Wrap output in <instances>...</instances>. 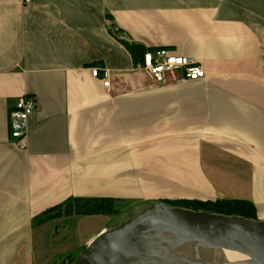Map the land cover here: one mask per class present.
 Wrapping results in <instances>:
<instances>
[{
  "label": "crops",
  "instance_id": "0c3cea01",
  "mask_svg": "<svg viewBox=\"0 0 264 264\" xmlns=\"http://www.w3.org/2000/svg\"><path fill=\"white\" fill-rule=\"evenodd\" d=\"M120 40L205 76L156 82ZM72 197L244 199L264 220V0H0V264H40L36 218ZM78 216L75 250L106 229Z\"/></svg>",
  "mask_w": 264,
  "mask_h": 264
},
{
  "label": "water",
  "instance_id": "95a60500",
  "mask_svg": "<svg viewBox=\"0 0 264 264\" xmlns=\"http://www.w3.org/2000/svg\"><path fill=\"white\" fill-rule=\"evenodd\" d=\"M226 250L244 258L226 260ZM70 264H264V220L152 202Z\"/></svg>",
  "mask_w": 264,
  "mask_h": 264
},
{
  "label": "rangeland",
  "instance_id": "374dc122",
  "mask_svg": "<svg viewBox=\"0 0 264 264\" xmlns=\"http://www.w3.org/2000/svg\"><path fill=\"white\" fill-rule=\"evenodd\" d=\"M108 199H110L112 202V208H113L112 212L110 214H97L98 217H95L92 220L79 224L81 227L80 230L81 234H89L91 231H93L96 228L97 225L100 224H104L106 228L117 227L129 217L143 210L150 203L160 202V200L134 201L131 199H113V198H108ZM156 199H162L164 204L170 206H177L174 205L177 203V201L182 199H189V198H173V199L156 198ZM191 199H196L200 202H203V200L201 199H197V198H191ZM46 210H44L36 218V225L43 224V227L41 228L40 231L41 234H39V238L36 239V252L38 253L37 256H39L40 264H70L84 248L82 247L79 250H75V248H77L78 241H77V236L74 234V230L78 226L76 218L79 216L78 215L66 216L64 215V213L60 212V214L57 217L46 219L48 215L43 214ZM194 210H204V209H194Z\"/></svg>",
  "mask_w": 264,
  "mask_h": 264
},
{
  "label": "built area",
  "instance_id": "2783aa9c",
  "mask_svg": "<svg viewBox=\"0 0 264 264\" xmlns=\"http://www.w3.org/2000/svg\"><path fill=\"white\" fill-rule=\"evenodd\" d=\"M30 0H24L28 3ZM135 67L144 70L156 82L174 80H195L205 76L201 64L194 58L170 52L165 47L145 50ZM91 75L102 81L105 87L110 85V73L107 68L93 66ZM36 99L28 94L20 96L14 107L8 112L9 136L13 141L24 142L28 128V119L37 110Z\"/></svg>",
  "mask_w": 264,
  "mask_h": 264
},
{
  "label": "trees",
  "instance_id": "16d2710c",
  "mask_svg": "<svg viewBox=\"0 0 264 264\" xmlns=\"http://www.w3.org/2000/svg\"><path fill=\"white\" fill-rule=\"evenodd\" d=\"M120 41L128 50V52L135 58V61H137L136 56L142 55L146 50L144 46L129 43L124 40ZM174 205L192 209H204L227 215H241L256 219V210L254 204L244 199H218L207 200L203 202H200L196 199H182L177 201V203ZM112 209V202L108 198L72 197L66 199L61 204L47 209L43 214L48 215L46 219H51L57 217L60 212L64 213L66 216L97 215L110 214Z\"/></svg>",
  "mask_w": 264,
  "mask_h": 264
},
{
  "label": "bare ground",
  "instance_id": "6f19581e",
  "mask_svg": "<svg viewBox=\"0 0 264 264\" xmlns=\"http://www.w3.org/2000/svg\"><path fill=\"white\" fill-rule=\"evenodd\" d=\"M223 257L229 261H236V260H240V259L244 258V256H242V255H240L234 251H231V250H226Z\"/></svg>",
  "mask_w": 264,
  "mask_h": 264
}]
</instances>
